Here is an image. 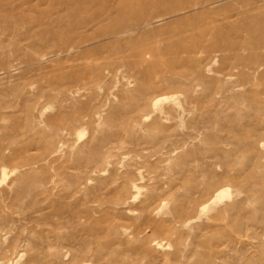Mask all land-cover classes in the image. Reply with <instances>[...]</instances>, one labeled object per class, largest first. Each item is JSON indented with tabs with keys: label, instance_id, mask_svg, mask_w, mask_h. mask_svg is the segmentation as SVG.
I'll list each match as a JSON object with an SVG mask.
<instances>
[{
	"label": "rangeland",
	"instance_id": "obj_1",
	"mask_svg": "<svg viewBox=\"0 0 264 264\" xmlns=\"http://www.w3.org/2000/svg\"><path fill=\"white\" fill-rule=\"evenodd\" d=\"M0 264H264V0H0Z\"/></svg>",
	"mask_w": 264,
	"mask_h": 264
}]
</instances>
